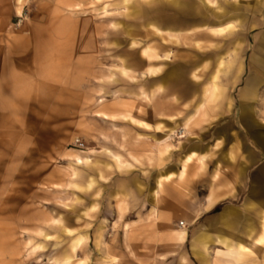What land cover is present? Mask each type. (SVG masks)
<instances>
[{
	"label": "rangeland",
	"instance_id": "374dc122",
	"mask_svg": "<svg viewBox=\"0 0 264 264\" xmlns=\"http://www.w3.org/2000/svg\"><path fill=\"white\" fill-rule=\"evenodd\" d=\"M243 116L264 0H0V264H264Z\"/></svg>",
	"mask_w": 264,
	"mask_h": 264
},
{
	"label": "crops",
	"instance_id": "0c3cea01",
	"mask_svg": "<svg viewBox=\"0 0 264 264\" xmlns=\"http://www.w3.org/2000/svg\"><path fill=\"white\" fill-rule=\"evenodd\" d=\"M18 1H20V2H22V0H18ZM229 25H230V23L229 24H227V26H223V27H209L210 29H216V30H218V29H220V30H222V29H227V28H229ZM206 28H207V26H205ZM189 32V31H188ZM170 55V57H168V59H167V61H171L172 60V58H173V55H171V54H169ZM159 73H160V71H159ZM147 75L148 76H156V74L155 75H151L150 73H147ZM28 89V87H25V92H26V96L29 94V91L27 90ZM28 92V93H27ZM211 96V95H210ZM210 96H209V98H210ZM25 99V98H24ZM27 100V99H26ZM22 100H19V99H16L15 100V102L16 103H18V104H21L22 106H23V103L24 102H21ZM243 108H246L247 110L250 108L251 110H252V106L251 105H247V106H244ZM242 119H243V122H244V124L249 128V130H250V132H251V134L253 135V137H254V139H256V141H257V143L260 145V146H262L263 148H264V133L260 130V128H259V125L257 124V122L255 121V119L254 118H252V119H249L248 117H242ZM249 121H251V123H249ZM191 123V119L188 121V124H186V126L184 127V129L186 130V132H187V135L191 132L190 131V126H189V124ZM204 161V160H203ZM190 162V161H189ZM188 162V163H189ZM187 163V164H188ZM183 170H185V168H183L182 169V171ZM185 172V171H184ZM182 173V172H181ZM183 174V173H182ZM167 180V179H170V175H168V176H166V177H161V178H159L158 179V188L159 187H161L162 186V181L163 180ZM154 193H155V196H158L159 195V190H155L154 191ZM256 194H254V196H255ZM259 195H264V192L262 191L261 193H259ZM212 205V204H211ZM229 214H230V212H229ZM226 215H228V213L226 214ZM254 229V228H253ZM253 229L252 228H250V232H252L253 231ZM181 235L183 236V239L181 240L180 239V237H181ZM173 241H175L177 244H179V245H182V244H184V242L186 241V238H187V233H185L184 231H176L175 233H174V235H172L171 237H170ZM260 239V240H259ZM262 239V240H261ZM226 241V242H225ZM221 242H225V243H227V246H228V242H227V240H222L221 239ZM261 244H264V232H263V230H262V234H261V236H259V238L258 239H256L255 241H252V242H247V243H245V242H243V241H241V240H239V241H237L236 243H235V245H237V247H239V246H241V247H247V246H250V249H248V248H246V249H244V250H248L249 252H254V251H256L257 249H258V247L261 245ZM195 252L196 253H198V251L196 250V247H195ZM244 250H242V249H236V252H243ZM247 251V252H248Z\"/></svg>",
	"mask_w": 264,
	"mask_h": 264
},
{
	"label": "bare ground",
	"instance_id": "6f19581e",
	"mask_svg": "<svg viewBox=\"0 0 264 264\" xmlns=\"http://www.w3.org/2000/svg\"><path fill=\"white\" fill-rule=\"evenodd\" d=\"M216 31H220V29H218V30H216ZM188 34H190L191 32H187ZM182 40H184L183 38H182ZM144 54H145V56L146 57H148V58H153V55L151 54V52H150V50H148V49H146V50H144ZM172 55V54H171ZM170 57V56H169ZM148 73H150L151 75H154L155 73H159V71L157 70V69H155V68H150L149 70H148ZM185 133V136H181L180 137V139H185L186 137H187V135H186V132H184ZM182 134V133H181ZM162 184V183H161ZM180 239L182 240L183 239V237H182V235H181V237H180ZM260 240V239H259ZM262 240V239H261ZM262 245V244H261Z\"/></svg>",
	"mask_w": 264,
	"mask_h": 264
}]
</instances>
